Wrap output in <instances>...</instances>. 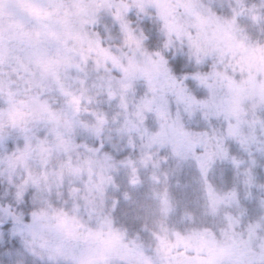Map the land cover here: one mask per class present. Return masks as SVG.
<instances>
[{"label": "trees", "instance_id": "trees-1", "mask_svg": "<svg viewBox=\"0 0 264 264\" xmlns=\"http://www.w3.org/2000/svg\"><path fill=\"white\" fill-rule=\"evenodd\" d=\"M189 2L0 0V264H264V0Z\"/></svg>", "mask_w": 264, "mask_h": 264}, {"label": "rangeland", "instance_id": "rangeland-1", "mask_svg": "<svg viewBox=\"0 0 264 264\" xmlns=\"http://www.w3.org/2000/svg\"><path fill=\"white\" fill-rule=\"evenodd\" d=\"M189 1H192V0H172L173 4L175 6L174 8L177 10L184 7L183 4L185 2L190 3ZM113 99H115V100L119 99L118 95L117 94L112 95L111 100H113ZM76 100H78V101L81 100V101L86 102L83 95H81L79 98H76ZM88 100L90 101L91 99H88ZM58 113H59V111L56 114H58ZM36 115L38 116V113ZM56 116L57 115H55V117L51 118V120H50L51 125H57V123H58L57 127H59V130H61L63 127L65 128V127L69 126V120L62 118L61 116L59 118ZM41 121H42V119H41ZM64 121H66V122H64ZM22 123H23V121H22ZM20 124H21V121H20L19 125ZM59 130L57 129V131H59ZM50 151H52V150H50ZM60 151H63V150L60 149L59 146H57L56 149L51 152V155L47 156V158H45L44 161H41L42 164L44 166H48V163L51 161V157H53L55 154L59 155ZM63 152H69V150H65ZM35 154L37 155L36 152H35ZM27 155L31 157L30 152ZM44 155H45V152H44ZM32 157H34L35 160H38V158H36L35 156H32ZM22 162H24V161L21 158H18V160H16L14 165L22 164ZM14 168L16 169V167H14ZM91 171L92 170L90 169L89 170L90 176L92 177V179H94L96 177V175L93 174V172L91 173ZM82 174H85V173H82V170H78V171L76 170V172L74 170H72L71 165H69V169L65 173L60 172L59 165H56L53 168L51 167L50 171L48 172V175L44 176V179L45 178L46 179L43 181L45 182L46 187H48V190H54L56 192V194H58V191L60 194L61 189L64 190L65 188H70L72 190V192H71L72 195H69L68 198L67 197L64 198V200L65 199H69V200L73 199L80 193H81V195L83 194L82 195L83 200L87 204V205L86 204H83V205L84 206L86 205V209H88V206L90 207L91 201L94 199L95 194L99 191V187H97V186L91 187L90 182L87 180V181L83 182V185L81 188L78 184L80 182H77V180L79 179L78 177H80ZM103 177L105 178V176L103 174H100L99 185H100V183H103V180H104ZM30 183H31L30 179H29V177H27L26 180L23 182V186L27 187V186H29ZM81 184H82V182H81ZM3 198L4 197L2 195H0V222L3 225L8 224V223H11L12 225L9 226V228H7V229H1L0 228V239H3V237L6 238L7 236H10V237H17V239L24 241V236L26 235V232H27V231H25V228H24L25 224L21 220V217L15 215V213L12 211L11 207L3 205V202H2ZM70 222L71 221H69V222L67 221V223H70ZM69 225L72 226V222ZM44 228L45 227H43V226H38L37 230H39L38 232H41V234H42L43 232H45ZM73 228H75L74 225H73ZM73 230H75V229H73ZM37 238H38V236H37ZM37 241L38 240L36 239V242ZM57 248H60V247H57ZM57 248H55L53 250V252L51 254H49V256L53 262H57L56 258H58L59 260L63 259L65 257V255H71L72 258H75V256H76L74 253V247H70V248L66 249L65 251L64 250H56ZM3 255H4V257L6 256V257L10 258V256H12L13 254L10 255L9 253L5 252ZM83 258H84V260H87V263H88L89 256H85V257L83 256ZM83 258H82V260H83ZM20 264H22V263H20ZM81 264H83V263H81Z\"/></svg>", "mask_w": 264, "mask_h": 264}, {"label": "water", "instance_id": "water-1", "mask_svg": "<svg viewBox=\"0 0 264 264\" xmlns=\"http://www.w3.org/2000/svg\"><path fill=\"white\" fill-rule=\"evenodd\" d=\"M0 225H2V223L0 222Z\"/></svg>", "mask_w": 264, "mask_h": 264}]
</instances>
